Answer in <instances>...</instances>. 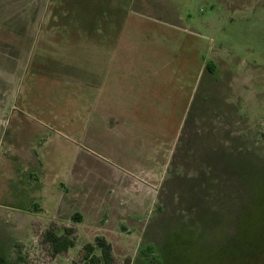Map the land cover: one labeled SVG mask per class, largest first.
<instances>
[{"label": "rangeland", "instance_id": "obj_1", "mask_svg": "<svg viewBox=\"0 0 264 264\" xmlns=\"http://www.w3.org/2000/svg\"><path fill=\"white\" fill-rule=\"evenodd\" d=\"M123 58L170 87L130 88L110 126L96 85L74 119L73 72ZM97 237L110 264H264V0H0V264H81Z\"/></svg>", "mask_w": 264, "mask_h": 264}, {"label": "crops", "instance_id": "obj_2", "mask_svg": "<svg viewBox=\"0 0 264 264\" xmlns=\"http://www.w3.org/2000/svg\"><path fill=\"white\" fill-rule=\"evenodd\" d=\"M54 36V35H53ZM58 44V43H57ZM56 55H52V59L53 61H58V62H63V61H79L77 59H69V58H65V60H63L62 57H55ZM49 57L48 56L46 60L44 61H48ZM104 61L106 60V56H101L97 57L95 62H100V61ZM110 59H107V62H109ZM117 60V57L115 59H113V61ZM131 62L130 60L123 58L122 59V64L121 66L117 69H119L117 71V73H115V71L113 69H108L107 66L105 68V70H103V68L100 67H96V69H93L95 67H93L91 70H87L86 71H74V77L71 76L74 79V90L72 92V95L70 98L71 100H75L74 103V119L78 120V121H82L81 119L83 118V114H82V105L79 103V100L82 99L83 94H85L86 92H91L94 90V88L96 87V85H98V87H104L103 89V93L105 95L104 98V104L105 107L103 106L102 110L105 109L106 111V115H105V119H104V124H109L110 126L115 125L116 121L119 120L120 117L115 118V114H114V110H132L133 109H142L141 107L143 106L141 101L139 102H133L136 103L137 107H132V103H130L128 100L126 101L125 99L127 97H129V95L131 94L130 92V88L132 89V96H134V93H138V89L139 87H142L143 85H145L146 87H151L156 89L158 86H163L162 82L158 83L157 80L160 79H165L167 80L165 82V85H169L170 87V79L171 76H169L168 74L164 76H162L161 73H150L149 75H145L144 77L141 75L140 72L135 71L134 66L132 64L128 63ZM133 62H137V61H133ZM127 63V66H126ZM79 67V66H78ZM134 70V71H133ZM140 75V76H139ZM115 80H118V82H116L118 85H122L123 87H121V90L119 88V90L114 91V89L112 88V85L114 83ZM169 80V81H168ZM150 81V82H149ZM150 83H152L154 86H152ZM131 84V86H130ZM129 88H127V87ZM117 96H116V95ZM116 96V97H115ZM175 96V94H174ZM167 100L169 101V98H167ZM170 102V101H169ZM80 104V108L78 107ZM142 105V106H141ZM141 106V107H140ZM83 108H88L92 109V107H88V106H84ZM95 110L98 108V106H94ZM123 115V114H122ZM120 113L121 116V120H125V118H123ZM68 115L62 116L61 118V123H65L66 125H70V123L72 122V119H67ZM60 119V118H59ZM129 120V118H128ZM142 120V119H141ZM75 122V121H74ZM139 122V121H137ZM63 123V124H64ZM140 124H142L140 122ZM122 125L125 126H130V123H122ZM137 125V124H136ZM129 130V129H127ZM129 132V131H128ZM57 135H63L64 137H58V138H62L64 140H66L67 138L66 135H68V133L66 132H62L60 130H58L56 132ZM79 135V134H78ZM73 138V137H72ZM70 139V138H69ZM75 139V138H74ZM54 140H57L54 137ZM50 141V140H49ZM76 141V139H75ZM76 161L77 159H73L72 161L69 160V164L67 166H65V168L69 169V168H74L76 165ZM65 168H61L60 165H55L54 169L51 173L53 174H67V169ZM43 170V168H41ZM60 179L62 181V179H64V177H59L57 178L58 182H60ZM60 188L57 186H49L46 188H41L40 190H38L39 192L37 193V195H35V197H32L33 195H31L30 197L36 199L38 202H41V208L44 210V212H46L47 214L50 213H55V217H57V214L61 211V209L63 208V203H62V198L65 195V193H63V191L61 192L59 190ZM32 192V191H31ZM34 194V193H31ZM76 215H80V213H76ZM81 217V215H80ZM82 220L81 218L78 220L80 221ZM52 223L54 222V219L51 220ZM51 227H53V225L50 223V218H48V222L45 223V225H43V230L42 232L45 230H49Z\"/></svg>", "mask_w": 264, "mask_h": 264}, {"label": "trees", "instance_id": "obj_3", "mask_svg": "<svg viewBox=\"0 0 264 264\" xmlns=\"http://www.w3.org/2000/svg\"><path fill=\"white\" fill-rule=\"evenodd\" d=\"M80 215H75L74 219L78 221ZM69 236H59L55 229L51 227L45 232V240L52 245L53 252L57 255L70 249L74 243L70 239V235L75 233V230L70 228L66 230ZM96 248L102 250V257H97L94 252ZM88 253L85 256L84 261L81 264H110L112 262V245L103 237H97L95 244H87L85 247Z\"/></svg>", "mask_w": 264, "mask_h": 264}]
</instances>
